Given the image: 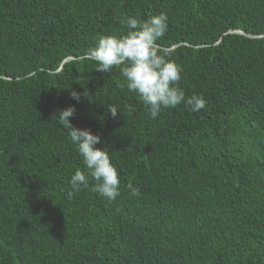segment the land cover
Masks as SVG:
<instances>
[{"label":"trees","instance_id":"16d2710c","mask_svg":"<svg viewBox=\"0 0 264 264\" xmlns=\"http://www.w3.org/2000/svg\"><path fill=\"white\" fill-rule=\"evenodd\" d=\"M160 12L157 44L207 105L153 120L88 49ZM69 105L118 170L114 201L67 194ZM0 264H264V0H0Z\"/></svg>","mask_w":264,"mask_h":264},{"label":"clouds","instance_id":"9594fccd","mask_svg":"<svg viewBox=\"0 0 264 264\" xmlns=\"http://www.w3.org/2000/svg\"><path fill=\"white\" fill-rule=\"evenodd\" d=\"M124 23L128 29L125 34L98 36L95 46L88 49L89 57L96 63L95 70L109 73L113 68H118L122 79L116 81V87L134 93L153 120L158 118L162 110L181 104L194 113L205 109L207 101L202 94L186 96L184 89L179 86L183 68L157 44L168 30L167 14L160 12L147 19L128 16ZM70 95L79 103L81 95L87 96V92L73 90ZM124 110L126 113L135 111L130 104H125ZM108 111L113 117L120 114L117 106L109 107ZM74 114L75 106L69 105L54 115L67 129L70 142L83 158L84 169L77 167L71 175L67 194L72 197L75 193L89 189L114 201L120 195L118 170L111 162L108 149L96 147L102 145L100 135L70 123ZM127 189L133 197L141 195L139 187L132 183L127 184Z\"/></svg>","mask_w":264,"mask_h":264},{"label":"water","instance_id":"95a60500","mask_svg":"<svg viewBox=\"0 0 264 264\" xmlns=\"http://www.w3.org/2000/svg\"><path fill=\"white\" fill-rule=\"evenodd\" d=\"M241 33V32H240Z\"/></svg>","mask_w":264,"mask_h":264}]
</instances>
